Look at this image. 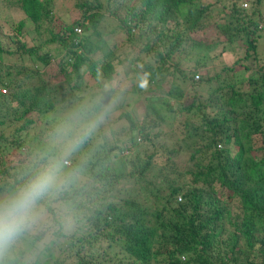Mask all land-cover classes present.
<instances>
[{"label":"trees","instance_id":"obj_1","mask_svg":"<svg viewBox=\"0 0 264 264\" xmlns=\"http://www.w3.org/2000/svg\"><path fill=\"white\" fill-rule=\"evenodd\" d=\"M241 1L77 0L70 23L49 0L0 7V196L59 155L78 128L63 114L84 98L127 122L99 125L72 152L68 181L42 201L46 222L5 264H264V0ZM103 17L121 33L115 45L134 50L126 92L151 94L136 119L107 88L120 61L94 37ZM230 54L224 77L197 76ZM180 83L196 90L186 104Z\"/></svg>","mask_w":264,"mask_h":264},{"label":"clouds","instance_id":"obj_2","mask_svg":"<svg viewBox=\"0 0 264 264\" xmlns=\"http://www.w3.org/2000/svg\"><path fill=\"white\" fill-rule=\"evenodd\" d=\"M75 117L78 128L64 151L35 169L26 181L0 196V264H5V258L24 234L46 222L42 201L68 181L63 169L72 152L78 150L103 121V114L95 110L94 102L81 105Z\"/></svg>","mask_w":264,"mask_h":264},{"label":"rangeland","instance_id":"obj_3","mask_svg":"<svg viewBox=\"0 0 264 264\" xmlns=\"http://www.w3.org/2000/svg\"><path fill=\"white\" fill-rule=\"evenodd\" d=\"M15 1L16 0H0V7L2 8V7L7 6V5L12 6V7H16ZM76 1L77 0H49V4L51 6L50 7V14L54 15L53 16L54 19H56V20H58L60 22L70 23L72 20H75V19L80 17V10L75 7V2ZM242 3H243V0L240 2V4H242ZM248 3H249L248 0H246V7L243 6V4H242V7L243 8H247L248 7ZM215 11L216 10H214V12ZM48 17H50V15H48ZM47 24L48 25H52L53 23L52 22H47ZM115 27H116V23H115L114 20H112L109 17H103L97 23L96 28H95L96 32L99 34V36H94V37L100 39L101 42L106 43L107 47H108L107 48L108 54L116 55L118 60L120 61V63H118L115 66V71L116 72L114 74V81L111 82V87L108 86L107 88L110 89V90L118 92L119 93L118 95H121L123 97V99H124L123 100V107L124 108H122V109H125L126 111H128L131 114V116L134 119H136L138 117L137 108L138 109H140V107L142 108V106H143V105L141 106L142 99H143V97L149 95L150 92L145 90V88H143V90H141V93L137 94V95L136 94L132 95L131 93L126 92L129 89H131V86L136 85V83L138 82V79H134L132 82L129 79V76L132 75L130 69H131V67L133 68V64H131V67H130V64L127 63V62L129 61V59H131L133 57V55H132V53H133L132 50L133 49H132V47L130 48L128 46L129 42H124V45L122 44L123 46H116L115 45L116 41H122L121 40V38H122L121 37V33H119L116 30ZM113 29H115L114 32L112 31ZM260 35H261V37L257 41V48H258L257 50H258L259 54L261 55V59L259 60L258 63H261L264 60V31H261ZM232 58H233V56L231 54H230V56H224L223 58H221V61L223 62L222 65H219L216 61L213 62V63H208V65H207V67L205 69L198 70L196 72V74H197V76H201L205 72H209V74L211 76H213L214 74L220 72V78H222V77H224L225 74L221 71V68L223 66H229L230 63H231ZM252 68H254V67H252ZM236 73L239 74L240 72L236 71ZM246 74H248V73H245V75ZM193 79H194V76H193ZM180 87L183 89V90L181 89L183 97L180 100H183L182 102L186 104V103H188L190 101L191 95L193 94V92H196V90L191 88V87H189L188 85H183L181 83H180ZM0 90L2 91V89H0ZM163 91H164V89H158V91L155 92V95H158L159 92H163ZM126 100L127 101L130 100L128 106H126L127 105L126 102H125ZM87 101H88V98H84L82 100V102H81L82 105L85 104V102H87ZM89 103H91V102H89ZM109 110L112 111V112L109 113L107 115V117L104 116L105 114L103 112H101V114H103V121H102V123H100L102 130L105 133L106 132L109 133V131H108L109 125H112L110 127V129H112L115 132L118 130V126L117 125H121L122 127L126 128L127 127V122L126 121L121 120V121L115 122L116 115L119 113V111H113L112 108L106 107L105 111L109 112ZM138 112H140V111H138ZM75 114L76 113H71L69 111V112H65L63 114V116L67 120H72L73 122H75L76 121ZM108 122H110V124H108ZM34 123H36V125H34L28 131V133L30 135L33 132H35V131L38 133L37 127H39L41 125V123H39V121L35 120V119H34ZM64 127L68 128L67 126L61 127L63 131H65ZM164 127L165 126H163V128ZM55 133H56V131H55ZM42 137H44V139H46L47 141L52 142V143L58 142V141H61V140L65 139L62 136H60V137L57 136V137L50 138V137H48L46 135V133L42 134ZM69 141L70 140L62 142L61 148L59 149V154L64 151L63 147H66V145L69 143ZM135 141L137 142V139ZM231 145L232 144H230L229 148H230V151H233V149L231 148L232 147ZM217 147L219 148V146H217ZM21 151H23V149H21ZM10 153H11V151H10ZM13 153H14V151H13ZM126 154H127V152L123 151L122 155H126ZM12 156L14 157V154H12ZM184 156H186V155H184L182 153L180 158L182 159ZM68 163H69V160L67 162V165H68ZM40 166L41 165H38L37 168L40 167ZM67 168H69V166ZM81 179L82 178L78 177L77 181L81 180ZM72 216H74L73 213H71V217ZM75 221H76V227H78V226L80 227L81 225L84 224L80 220L79 217H76ZM48 241H49L48 237L43 239L38 244V247L42 248L44 245H46V243ZM59 245L63 246L64 243L59 242Z\"/></svg>","mask_w":264,"mask_h":264},{"label":"built area","instance_id":"obj_4","mask_svg":"<svg viewBox=\"0 0 264 264\" xmlns=\"http://www.w3.org/2000/svg\"><path fill=\"white\" fill-rule=\"evenodd\" d=\"M242 4H243V6H246V0H243V3ZM242 4H241V6H242ZM76 31H78V30H76Z\"/></svg>","mask_w":264,"mask_h":264}]
</instances>
